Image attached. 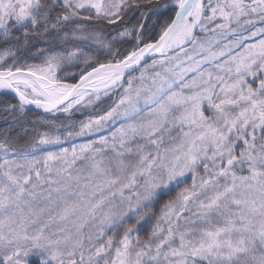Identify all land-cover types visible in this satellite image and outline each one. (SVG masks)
Here are the masks:
<instances>
[{
  "label": "snow or ice",
  "instance_id": "obj_1",
  "mask_svg": "<svg viewBox=\"0 0 264 264\" xmlns=\"http://www.w3.org/2000/svg\"><path fill=\"white\" fill-rule=\"evenodd\" d=\"M0 42V264H264V0H0Z\"/></svg>",
  "mask_w": 264,
  "mask_h": 264
},
{
  "label": "trees",
  "instance_id": "obj_2",
  "mask_svg": "<svg viewBox=\"0 0 264 264\" xmlns=\"http://www.w3.org/2000/svg\"><path fill=\"white\" fill-rule=\"evenodd\" d=\"M73 80L74 79H70V81H73ZM116 101H117V96L114 93L110 97L103 98L102 102H100L97 105V108H84L81 111H74L71 116H66L61 113V114H58L57 117H54V118L57 119L58 121L78 123L81 120H86L90 116H96V115L102 114L109 106L114 105ZM0 126H4L2 121H0ZM113 129L114 128L110 126V128L105 130L103 134L108 135L109 132ZM31 264H40V263L32 262Z\"/></svg>",
  "mask_w": 264,
  "mask_h": 264
},
{
  "label": "rangeland",
  "instance_id": "obj_3",
  "mask_svg": "<svg viewBox=\"0 0 264 264\" xmlns=\"http://www.w3.org/2000/svg\"><path fill=\"white\" fill-rule=\"evenodd\" d=\"M8 46L9 45H5L4 43L0 42V50H3L5 47H8ZM41 46H43V45H41ZM24 55L27 56L28 62H34V63H39L40 62L39 57H33V56L28 55L27 53H25ZM138 74L139 73H137L136 75H138ZM68 79L70 80V79H75V78L74 77H69ZM121 91H122V89H117L116 90L115 94H116L117 98H118V95H119V93ZM119 123L120 122L118 121L117 124L111 125V126L113 128L118 127L119 126ZM73 124H78V123H73ZM103 133L104 132L94 133L92 136H88V137H84V138H78L77 140H75L73 142L79 144V143L86 142L87 140H97V139L100 138V136H103L104 135ZM64 146L65 147H68L69 144L66 143ZM189 183H190V181H189ZM146 231H147V228H145L144 231H142L140 233V235L143 236ZM32 262H39L40 263L39 257L36 256V255H33V256L29 257V264H31Z\"/></svg>",
  "mask_w": 264,
  "mask_h": 264
},
{
  "label": "water",
  "instance_id": "obj_4",
  "mask_svg": "<svg viewBox=\"0 0 264 264\" xmlns=\"http://www.w3.org/2000/svg\"><path fill=\"white\" fill-rule=\"evenodd\" d=\"M33 111L39 112L40 110L33 109Z\"/></svg>",
  "mask_w": 264,
  "mask_h": 264
}]
</instances>
